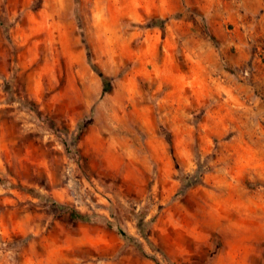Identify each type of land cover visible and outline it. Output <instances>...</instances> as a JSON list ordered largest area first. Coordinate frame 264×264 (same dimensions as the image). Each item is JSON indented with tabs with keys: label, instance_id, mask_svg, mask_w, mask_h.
Wrapping results in <instances>:
<instances>
[{
	"label": "rangeland",
	"instance_id": "rangeland-1",
	"mask_svg": "<svg viewBox=\"0 0 264 264\" xmlns=\"http://www.w3.org/2000/svg\"><path fill=\"white\" fill-rule=\"evenodd\" d=\"M202 1L0 0V264H264V37Z\"/></svg>",
	"mask_w": 264,
	"mask_h": 264
},
{
	"label": "crops",
	"instance_id": "crops-1",
	"mask_svg": "<svg viewBox=\"0 0 264 264\" xmlns=\"http://www.w3.org/2000/svg\"><path fill=\"white\" fill-rule=\"evenodd\" d=\"M199 5L201 10L212 12V28L224 46L234 44L242 50L240 43L243 37L236 39L232 34L226 33L228 23L248 29L252 22L250 20L255 16L258 21L257 35L264 37V0H204Z\"/></svg>",
	"mask_w": 264,
	"mask_h": 264
},
{
	"label": "trees",
	"instance_id": "trees-1",
	"mask_svg": "<svg viewBox=\"0 0 264 264\" xmlns=\"http://www.w3.org/2000/svg\"><path fill=\"white\" fill-rule=\"evenodd\" d=\"M100 76H101L102 82L104 84L103 91L106 92L109 89V87H110V79L108 77L104 76L101 73H100ZM51 202L54 205H58V203L55 202L54 200H51ZM69 217L72 220L80 219V220H83L85 222H91L94 219L95 215L83 214V213L77 212L75 210H71L70 213H69ZM110 225L113 226L114 224L110 223ZM114 228L117 229L118 233L121 234V236H123L125 239H132V240H134L136 242L135 245L136 246L138 245V241L136 239H134L132 236H129L124 231H122L120 228H117V227H114Z\"/></svg>",
	"mask_w": 264,
	"mask_h": 264
}]
</instances>
